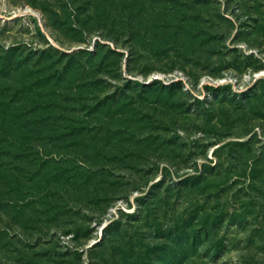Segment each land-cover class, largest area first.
<instances>
[{"label":"rangeland","instance_id":"rangeland-1","mask_svg":"<svg viewBox=\"0 0 264 264\" xmlns=\"http://www.w3.org/2000/svg\"><path fill=\"white\" fill-rule=\"evenodd\" d=\"M14 46L35 64L14 79L21 117L52 119L57 159L106 145L108 183L50 227L0 222V264H243L260 253L264 183L248 179L264 148V0H0V56ZM79 49L108 65L101 95L70 92L66 74L43 86ZM101 107L116 108L113 122ZM132 120L135 146L118 144ZM78 131L97 139L71 140ZM105 189L106 208H91Z\"/></svg>","mask_w":264,"mask_h":264},{"label":"trees","instance_id":"trees-1","mask_svg":"<svg viewBox=\"0 0 264 264\" xmlns=\"http://www.w3.org/2000/svg\"><path fill=\"white\" fill-rule=\"evenodd\" d=\"M207 24V21H200L199 26L201 25L200 27L203 29ZM189 26L195 27L194 24ZM174 28L180 27L174 26ZM15 48L16 46L8 48L0 56V222L6 225L15 224L21 227L27 225L32 229H41L50 227L61 216L72 213L70 203L74 201L73 199L78 193L89 197V194L93 192L92 189L98 188L103 183H108L102 179L108 171L105 164L102 163V158L109 151L108 148L106 151V145L103 148L94 147L92 149L78 146L72 149L73 152L67 159H57V155L52 154V147L56 142L52 137V119L49 117L35 119L32 115L28 119H24L19 114L20 107L23 106L19 105L22 101L25 102L26 93L22 92L23 83L14 79L22 76L23 73L27 74L35 67V64L31 59V54L23 59L21 54L15 53ZM85 51L81 49L72 51L68 54L67 62L59 68L52 64V74H48L43 79V86L54 89L57 86L55 78L66 74L74 78L70 83V92L74 91L84 95L87 99L101 95L99 85L105 80L107 73L105 67L108 65L98 60L95 49L93 54H88ZM54 67L56 68L54 69ZM38 84H28L27 86L24 84V88H37ZM97 108H89L88 112H98ZM33 110L31 108L30 112ZM101 110L105 118L113 122V117L117 114L116 108L109 107L104 110L101 107ZM135 123L132 120L124 126V130L118 129L112 134L114 139L117 138L118 144L122 140L135 146L136 142L130 141L134 138L132 132L135 129L138 132L142 128ZM23 125H40L42 127L27 129L23 128ZM132 126L135 128L134 130H132ZM89 132H75L71 140H75V142L83 139L96 140V135H91ZM125 133L126 137L122 138L121 134ZM230 142L232 141L221 146ZM199 175L201 178L198 182H202L203 171L198 175H185L182 181L197 179ZM248 180L252 187L258 181L264 183V148L253 157ZM154 184L150 186V189ZM107 190L105 189L102 196L100 193L90 200L86 198L87 204L91 208L104 210L110 200ZM148 193L149 191L146 194ZM146 217L143 221L147 219ZM118 219L113 220L104 228V236L100 241L105 240L109 229L113 227L117 229ZM139 221L141 220L138 219L137 222ZM71 223L75 225L76 222L70 220ZM258 233L260 253L258 254L256 251V255L249 259L246 258L243 264H264V230H258ZM118 237L117 233L112 235L108 239V244L115 245V240ZM187 243L186 251L189 249ZM5 246L7 245L3 244L1 249ZM219 247V244L215 245L214 250L218 252ZM188 258L184 259V264L192 263L187 260Z\"/></svg>","mask_w":264,"mask_h":264},{"label":"built area","instance_id":"built-area-1","mask_svg":"<svg viewBox=\"0 0 264 264\" xmlns=\"http://www.w3.org/2000/svg\"><path fill=\"white\" fill-rule=\"evenodd\" d=\"M154 79H157V77H154Z\"/></svg>","mask_w":264,"mask_h":264}]
</instances>
